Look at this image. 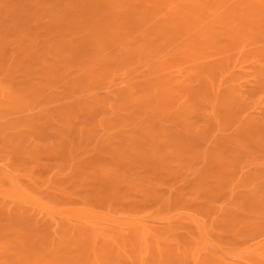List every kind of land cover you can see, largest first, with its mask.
Listing matches in <instances>:
<instances>
[{"label": "rangeland", "instance_id": "obj_1", "mask_svg": "<svg viewBox=\"0 0 264 264\" xmlns=\"http://www.w3.org/2000/svg\"><path fill=\"white\" fill-rule=\"evenodd\" d=\"M0 264H264V0H0Z\"/></svg>", "mask_w": 264, "mask_h": 264}]
</instances>
